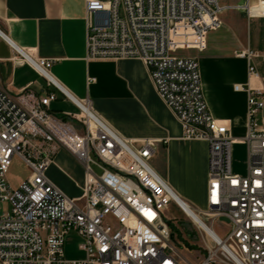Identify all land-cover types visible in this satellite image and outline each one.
<instances>
[{"label":"built area","instance_id":"1","mask_svg":"<svg viewBox=\"0 0 264 264\" xmlns=\"http://www.w3.org/2000/svg\"><path fill=\"white\" fill-rule=\"evenodd\" d=\"M233 7L219 0H86L84 7L86 59H140L182 138L206 141L204 207L179 196L151 166L160 140L119 134L88 96H75L54 77L52 59L12 44L46 91L0 87V202L8 204L0 213V264H264V95L249 83L233 85L247 93L246 131L233 136L209 111L196 56L182 53L200 52L208 31L220 26L219 14ZM250 7L248 14L264 15ZM247 73L257 76L251 64ZM57 93L76 110L56 114L50 103ZM235 142L246 146L243 174L232 170ZM58 149L83 166L80 196H68L46 175ZM14 156L30 169L17 186L7 176ZM170 204L199 231L200 247L187 248L195 261L176 243ZM216 222L229 224L225 235ZM71 234L81 238L83 257H65Z\"/></svg>","mask_w":264,"mask_h":264},{"label":"crops","instance_id":"2","mask_svg":"<svg viewBox=\"0 0 264 264\" xmlns=\"http://www.w3.org/2000/svg\"><path fill=\"white\" fill-rule=\"evenodd\" d=\"M85 1L0 0V87L12 93L28 85L37 93L46 91L44 78L29 63L17 60L12 44L32 57L52 59L54 77L75 96H88L96 113L119 134L160 140L151 166L179 196L204 207L206 141L182 138L178 119L158 96L140 59H86ZM219 1L238 7L224 9L220 26L206 35L197 58L201 88L211 115L225 122L233 136L241 137L246 131L247 93L233 85L249 83L264 95V15H250L244 8L257 0ZM249 64L256 77L248 75ZM69 106L73 105L59 93L50 103L56 114L71 111ZM236 144L243 143L232 147ZM232 170L245 173V169ZM46 175L68 196L82 194L83 166L65 149L54 154ZM7 176L14 186L26 178L10 176L9 170ZM4 204L8 207L0 202V213Z\"/></svg>","mask_w":264,"mask_h":264},{"label":"rangeland","instance_id":"3","mask_svg":"<svg viewBox=\"0 0 264 264\" xmlns=\"http://www.w3.org/2000/svg\"><path fill=\"white\" fill-rule=\"evenodd\" d=\"M220 2V1H219ZM225 5V4H223ZM189 50V49H186ZM183 50V51H186ZM182 51V52H183ZM201 52L190 50L188 54H193L198 58ZM71 111H75V107H68ZM60 114V113H57ZM244 144V143H243ZM236 144L231 149V164L232 168L237 171H243L246 165V146L245 144ZM95 171L98 172V169L95 168ZM30 173V169L27 164L18 157H14L11 161L9 167V175L13 177H20L25 175L26 177ZM67 194V193H66ZM6 204L3 205V210L6 209ZM2 210V211H3ZM167 215L174 217L176 219V224L173 228L174 236L176 243L180 248H186L182 250L184 254L191 260L195 261L194 255L187 248H198L201 245V238L199 231L194 226L193 222L185 216L174 204H170L169 209L167 210ZM229 224L224 223H215V229L222 236L225 235L228 230ZM81 238L77 235L71 234L65 240L64 245V255L66 258H79L83 257L84 252L79 248V243ZM192 249V248H191Z\"/></svg>","mask_w":264,"mask_h":264},{"label":"bare ground","instance_id":"4","mask_svg":"<svg viewBox=\"0 0 264 264\" xmlns=\"http://www.w3.org/2000/svg\"><path fill=\"white\" fill-rule=\"evenodd\" d=\"M250 11L253 13H264V0H257L255 4L251 5ZM185 209L193 220L198 221V218L196 217V215L190 212L187 207H185Z\"/></svg>","mask_w":264,"mask_h":264},{"label":"water","instance_id":"5","mask_svg":"<svg viewBox=\"0 0 264 264\" xmlns=\"http://www.w3.org/2000/svg\"><path fill=\"white\" fill-rule=\"evenodd\" d=\"M220 219H223V220H226V221L228 220V219H227V218H225V217H220Z\"/></svg>","mask_w":264,"mask_h":264}]
</instances>
